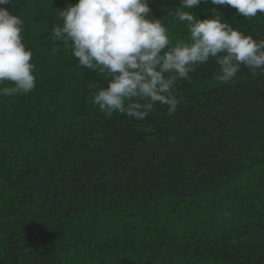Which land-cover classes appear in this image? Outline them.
I'll use <instances>...</instances> for the list:
<instances>
[{"label": "trees", "instance_id": "trees-1", "mask_svg": "<svg viewBox=\"0 0 264 264\" xmlns=\"http://www.w3.org/2000/svg\"><path fill=\"white\" fill-rule=\"evenodd\" d=\"M78 0H12L36 87L0 96V264H264V73L214 80L215 58L175 85V113L107 117L91 97L107 80L51 38ZM173 42L187 39L149 0ZM264 39V14L192 11ZM58 51L53 54L52 49ZM5 86H8L7 84Z\"/></svg>", "mask_w": 264, "mask_h": 264}, {"label": "clouds", "instance_id": "clouds-1", "mask_svg": "<svg viewBox=\"0 0 264 264\" xmlns=\"http://www.w3.org/2000/svg\"><path fill=\"white\" fill-rule=\"evenodd\" d=\"M11 3L0 0V96L5 97L36 87L24 20L9 10ZM201 4L231 6L248 19L264 14V0H180L168 15L184 25L188 38L173 42L165 21L153 18L149 0H78L61 8L62 24L53 25L51 38L68 45L80 66L107 80L91 97L107 117L120 113L142 121L157 103L173 114L180 103L175 85L190 80L210 58L219 65L218 84L236 78L241 65L254 75L264 73V39L222 22L216 8L209 9L211 18L199 19L192 9Z\"/></svg>", "mask_w": 264, "mask_h": 264}]
</instances>
